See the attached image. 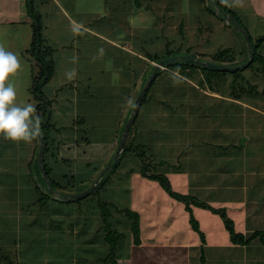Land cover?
<instances>
[{"label": "rangeland", "instance_id": "1", "mask_svg": "<svg viewBox=\"0 0 264 264\" xmlns=\"http://www.w3.org/2000/svg\"><path fill=\"white\" fill-rule=\"evenodd\" d=\"M221 1L240 16L254 37L264 35V0H227V3L224 0ZM208 3L209 0H36V8L42 20V32L48 39L47 44L52 48L56 67L51 80L44 86V92L52 101L50 107L52 119L58 125L63 123L66 129L69 128L61 130V133H71L69 138L61 136L60 133L57 136V144L55 141L52 142V147L58 145L55 150L57 158L61 159L60 162L56 161L59 165L58 172H61V168L62 171L68 169L70 164V167L75 169V179L81 175L92 180L98 176L100 170L103 171L107 167L108 164L105 162L109 163L119 145L120 129H122L119 120L122 119L125 123L132 117L134 102L149 79H146L141 89L146 70L148 67L152 69V65L157 63L152 60L149 62L150 58L146 52L159 53L161 56L168 48L181 47L180 50H176V55L187 54L186 50L190 47L193 54L206 53V56L200 55L203 60H211L213 53L226 46L233 47L237 56L240 55L239 51L242 52L244 49L246 53V40L227 25L228 20H222L217 14L209 11ZM33 20L28 13L25 0H14L10 6L3 1L0 4V45L16 53L21 63V69L10 78V82L17 90V102H30L36 105L38 100L34 97L31 87L33 76L37 74L40 65L39 60L31 52H27L33 36ZM72 22L83 25V34H73ZM100 49L104 50L102 56ZM261 51L264 53V44ZM73 69L76 71V76L68 80L65 73ZM243 73L247 75L249 82L256 84V87L252 91L250 89L242 100H247V106L248 103L258 104L264 94V77L259 73L254 74L247 68L243 70ZM192 74L194 77L188 79L189 77L182 76L180 73L174 75L165 70L151 87L149 94L153 100L141 106L134 124L135 130L137 128V140L143 143L142 149L146 151L147 156H141L135 151L125 153L122 156L121 165L111 171L110 182L99 189V195L106 191L105 195L114 199L116 207L120 208L123 205L118 199L126 197L123 186L131 184L130 178L133 180V186L140 185V179L130 175L131 170L134 171L132 173L140 172L138 168H141V165L148 160H152L151 172L167 173L163 169L164 164L172 165V161L170 162L168 158V161H164L160 166L157 164L158 161L156 162V157L159 159L160 155L170 156L172 149L178 145L176 140L180 139L181 134L177 128L173 127V124L177 122L172 116L195 114L198 111L196 97L204 102L211 101V99L207 100L210 94L201 88L196 87L198 92H193L197 95L190 94L191 91L186 83H190L191 80L196 82L200 72L197 74L195 71ZM227 76L233 78L232 74ZM186 79L188 80L185 83ZM95 94H97L96 97ZM200 94L201 97H199ZM163 99L168 100V105L161 104ZM129 100L132 101L131 105L128 103ZM169 108H172L174 112L166 116ZM161 110L165 115L164 118L153 115ZM239 110L247 115L251 114L252 117L262 114L258 108L257 110L250 106L246 108L244 104ZM82 119L86 123H83ZM157 121L160 122L159 127ZM83 125L88 126L86 131ZM167 129L172 131H168L163 139L154 137L166 132ZM172 134H175L174 139ZM84 136L85 138H82ZM148 140L154 141L153 143L168 141L169 145H165L169 152L157 154L158 150H154L156 145H148ZM65 141L69 146L63 149L62 145ZM38 143L39 137L32 143L24 141L17 143L0 137V194H5L0 195V200L8 194L16 196L14 199L7 200V205L6 202L0 201V209H8L0 211V232H7L8 236H10L8 230L11 227H4L6 222L12 221L10 215H7L8 212L10 213V206L19 202L28 207L24 201L29 202L32 197L39 198L42 195L41 188L37 190L36 186L37 172L32 169L34 174H31L29 165V160L36 157ZM112 145H116L114 149H110ZM161 149H164L163 146ZM64 157L71 159L68 160L69 163H64L62 159ZM94 165L101 167L92 171ZM66 171L69 172V170ZM90 174L92 175L89 176ZM31 179L35 181L33 184L30 182ZM39 181L41 182L37 184L40 187L44 186L41 176ZM151 183L156 189L153 194L158 197L161 188H165L159 180ZM143 184L145 183H141V186ZM148 184L150 185V182ZM33 191L34 195H32ZM142 192L141 189L137 194ZM53 194L56 196L55 193ZM92 199L95 201L96 196ZM53 202L50 201L43 206L47 205L49 211L58 207L69 209L67 204L64 205L59 201L56 202L58 203L56 206ZM34 204L37 211H41L40 202ZM86 204L91 206L92 203L89 201ZM83 205H85L84 201ZM118 212L119 210H114V213ZM92 216H99L100 219V212H93ZM115 216L112 215L110 221L116 225ZM118 217L127 224L131 222V219L127 220L123 213ZM34 219L23 218V221ZM126 223L122 224L127 226ZM100 225L105 230V222L102 219ZM3 235L7 236L5 233Z\"/></svg>", "mask_w": 264, "mask_h": 264}, {"label": "crops", "instance_id": "2", "mask_svg": "<svg viewBox=\"0 0 264 264\" xmlns=\"http://www.w3.org/2000/svg\"><path fill=\"white\" fill-rule=\"evenodd\" d=\"M2 1L10 6L14 0H0V4ZM109 40L114 41L112 38ZM186 84L190 94L198 92V87L210 94L207 100L211 101L204 102L196 97L198 111L195 114L172 116L177 122L172 123L173 127L179 130L181 136L176 140L177 147L172 149L173 155L156 157L157 164L162 165L168 161L167 158L171 160L172 165L164 164L163 169L167 171L173 189L193 195L211 206L225 208L237 231L246 235L255 230L264 231V101L261 99L259 104L248 103L247 106L246 99L212 91L197 81L191 80ZM166 100H160V103L166 106ZM242 104L246 108H258L262 114L252 117L251 114L242 113L239 110ZM167 110L166 116L174 112L172 108ZM162 112L153 115L164 118ZM122 123L120 119L119 124ZM156 123L159 127L160 122ZM64 125H60L62 131L66 129ZM83 126L86 131L88 126ZM61 130L52 135L59 136ZM168 131L172 129H167L163 134L158 131L159 134L154 137L163 139ZM172 135L174 139L175 134ZM61 136L69 138L71 133H61ZM148 142V145H156L154 150H158L157 154L169 152L168 141ZM66 143L63 142L62 148L69 146ZM162 146L164 149H161ZM130 175L139 178L140 185L133 186L130 178L131 184L123 186L126 197L118 201L123 204L120 208L128 206L140 214L138 243L134 240L130 224L118 217L123 213L129 220L124 212L113 214L117 217L116 225L112 224V228L121 235L117 246L112 247L106 230L100 225L101 216L99 219V216L73 210V205H67L69 209L51 208L50 211L48 206H41L38 212L34 204L38 197L35 196L29 202L24 201L28 207L19 202L10 206L7 215L15 222L5 223L4 228L11 227L8 230L10 236L7 232H0V264H264V244L258 237L248 244L234 243L220 213L194 201L188 204L176 201L163 188L157 197L153 194L156 189L151 183L156 179L146 177L139 171ZM30 182L33 184L35 181L31 179ZM143 182L145 184L141 186ZM141 189L143 192L138 195ZM15 197L8 194L0 201L7 205V200ZM108 199L115 203L113 198ZM3 210L8 209H0ZM191 215L199 221L200 230L193 226ZM23 218L35 219L23 221Z\"/></svg>", "mask_w": 264, "mask_h": 264}, {"label": "trees", "instance_id": "3", "mask_svg": "<svg viewBox=\"0 0 264 264\" xmlns=\"http://www.w3.org/2000/svg\"><path fill=\"white\" fill-rule=\"evenodd\" d=\"M217 1L220 4H222L224 7H226L228 10H230L241 21V23L245 27L246 31L248 32L249 37H250L251 42H252L253 53H254L253 59L250 62V64H248L245 67H242V68H239L236 70H229V71L214 69V68L199 64L197 62L188 61V60L178 61V62H173V63L167 64L165 66V69H161V68L157 69L156 75L153 78V80H152L143 100H142L141 106L146 104L149 100L152 99V96H150V94H149V92L151 91V87L155 84V81L159 77V75H161V73L164 72L165 70H167L168 72L174 73V75H177L176 72H178V73H180L184 76H187L189 78L194 77L192 74L193 72L196 71L197 74H199V72H200V74L197 77V83L198 84H200L201 86H204V87L206 86L207 88L211 89L212 91H219L222 94H228L231 97L237 98V99L245 98V96H247V93L250 92V89L252 91V89L253 88L255 89V87H256V84L249 82V80L247 79V75H245L243 73V70L245 68L251 70L254 74H258V73L262 74L264 77V54L261 51V48L264 44V35H258V36L254 37L253 34L251 33V31L248 29V27L243 22V20L240 18V16H238V14L232 8H230L228 5L224 4L221 0H217ZM25 4H26V8L28 10V13L34 19L33 24H32L33 28H34L32 41H31L30 47L27 48V52H31V54H33L37 58V60H39V65H40V67L38 68L37 74H35L33 76L31 89H32L34 97L38 100V103L35 105L36 106V112H37V115H39L41 118V127L43 129V133L45 136L43 167H44L45 173L47 174V177L49 179L51 188L53 190L61 193V194H70V193L82 191V190L88 188L94 182L98 181V185H97L96 189L93 190L88 195H86L80 199L67 200V199H63L61 197H56L53 194L50 187L48 186V184L45 180V177L43 175V172L40 169V165H39L38 158H37L38 150L36 149V151H35L36 157L31 159L29 162V165L31 167L30 171H31V174H34V172H37L35 174V178H37V182H41V181H39V177L41 176L43 183H44V186H42L44 188H42L36 182L37 190H38V188H41V191H40V189H39V191L42 194L39 198H37L36 202H38V203L40 202L41 206H43V205L49 203L50 201H54L53 202L54 204H56V202L60 201L64 205L65 204L73 205L72 209L80 211V212H86V213L92 214L93 212L96 213L97 211H99L100 216L102 217L103 221L105 222L104 226H105V230L107 232V234H106L107 239H109V242L111 243L112 247L117 246L118 238L120 237L121 233H118V230H115L112 228V223H111L109 218L113 215L114 210H119L121 212H124L131 219L130 227H131V230L133 233L134 240L136 243H138L140 241V229H141L139 212L128 207V206H125L123 208L116 207L115 203L112 200L108 199V196L105 195L106 191L104 192V194L99 195V189L103 186H106L107 183L110 182L111 179H109V178H110L111 171L117 169L121 165L122 156L125 153L130 152V151H135L137 154H139L141 156H144V155L147 156L146 151L144 149H142L143 143L141 141L137 140V137H138L137 132L134 135L132 134L133 131L135 130L134 129L135 128L134 127L135 119L132 123L130 133L128 135V139L126 141L123 152L121 153V155L119 156V158L116 161L114 160V156L112 159H110V161H112V168H110L104 174H101L102 171L100 170V173L98 174V176L92 180H91V178L90 179L84 178L81 175H80V177L75 179V177H76L75 169L71 168L70 164H68L69 167H68V169H66V170H69V172H67L66 170L62 171V168L60 169L61 172L57 171L59 168V165L57 164V162H60L61 159L59 160L57 158V152L55 150V148H57L58 145H56L55 147H52V142L55 141L56 144L58 142V140H57L58 137L53 136L52 131H55V132L60 131L62 129V127L60 125H58L56 123V121H54V119H52V113L50 110V107L52 105V101H51V99L48 98V95L44 92V86L51 80L52 76L54 75V73L56 71L55 61L52 57V48H51V46H49L47 44L48 39L46 38V36H44V34L42 32V23H41L42 20H41L40 12L36 8V0H25ZM208 7H209L208 10L217 14V16L220 19L226 20V18L222 14H219L216 12V9L211 4L210 0L208 3ZM227 25L229 27H232L236 32H238L246 40L243 33L236 29L233 22L228 21ZM246 42H247V40H246ZM167 48H168V46H167ZM180 48L181 47H178V49L168 48V49H166L165 54H163L161 56L159 55V53L152 54L151 52H146V54L150 58L149 62H151V60L159 62L161 59H163L167 56L177 54L176 50H180ZM186 51H187L186 52L187 54H193V53H191L192 51H191L190 47H188ZM239 53H240V55L237 56L235 50H233V47L226 46V47L221 48L219 51L213 53L212 54L213 58L211 60L220 61V62H223L226 64H238L240 62L247 61L250 57L248 43H247L246 53H245V49L242 52L239 51ZM194 54L195 55L199 54V55H197L199 58H200L201 54H203L204 56L207 55L206 53H199V52H195ZM152 66H153L152 69H150L148 67L146 70V75L144 77V82L142 83L141 89L144 86L143 84L146 82V79L149 78L150 74L155 69V65H152ZM228 74H232L233 78L228 77L227 76ZM262 98H264V94H263V97H261L260 99H262ZM255 102H257V101H255ZM83 119H84V117H83ZM83 119L81 121L84 123ZM125 124H126V121H125V123H122V129H120L121 130L120 134H122L121 132H122ZM83 132H85V131H83ZM120 137H121V135L119 136V139H120ZM82 138H85V136ZM62 159H63L64 163H69V161L71 160L69 157H64ZM88 162H90V161H88ZM89 164H91V162ZM105 164H108V163H105ZM151 164H152V160L151 161L148 160L141 165L140 172L142 175L156 179V180H159L161 182V185L168 191V193L172 197L176 198L177 200L187 202V204L190 201H194V202L200 204L201 206H207L211 210L220 213L221 216L223 217L224 221H225V225H226L227 229L230 232V237H231L232 242L239 243V244H248L253 239L258 237L260 239V241L264 244V231L263 230H255L253 233H251L249 235H246L243 232L237 231L234 227V221L230 217L227 216L225 208H223V207L217 208V207L211 206L210 204L206 203L205 201L197 200L193 195L185 194V193H181L179 191H176L175 189H173L171 182H170L166 173L157 172V171L151 172V170H152V168L150 167ZM100 167L101 166L94 165L92 167V171H96ZM32 169L34 172L32 171ZM131 172H133V170H131ZM91 175L92 174H90L89 176H91ZM77 184L79 186H77ZM103 195H104V197H103ZM95 196H96V199H95V201H93L92 198H94ZM83 201H84L85 205L82 206ZM89 201H91V203H92L91 206H89L90 204H86ZM57 204H56V206H57ZM44 207H47V205ZM58 209L62 210L63 207H58ZM72 209H70V210H72ZM191 222L197 230H200L199 221L193 215H191Z\"/></svg>", "mask_w": 264, "mask_h": 264}, {"label": "clouds", "instance_id": "4", "mask_svg": "<svg viewBox=\"0 0 264 264\" xmlns=\"http://www.w3.org/2000/svg\"><path fill=\"white\" fill-rule=\"evenodd\" d=\"M227 3V0H224ZM74 35L83 34V25L72 22ZM103 55L104 50H99ZM21 69L18 55L0 45V137L13 142L31 143L43 135L41 118L30 102L18 103L17 90L10 78ZM68 80L76 76L75 69L65 73ZM131 105L132 101H128Z\"/></svg>", "mask_w": 264, "mask_h": 264}, {"label": "water", "instance_id": "5", "mask_svg": "<svg viewBox=\"0 0 264 264\" xmlns=\"http://www.w3.org/2000/svg\"><path fill=\"white\" fill-rule=\"evenodd\" d=\"M210 2L216 8L217 13L222 14L226 18V20L233 22L236 29L243 33V35L245 36V38L247 40L248 46H249V52H250L249 59L247 61L240 62L238 64H226V63H223L220 61L202 60L195 54H178V55L175 54V55L167 56V57L161 59L159 62L155 63V69L152 71L151 75L149 76V79L146 82V85L143 87V89L141 90V92L139 93V95L137 96V98L134 102V106H133V110H132V117L126 122V124L122 130L119 145H118V148L116 150V153L114 154V160L115 161L119 158V156L121 155V152L124 150L126 141L128 139V135L130 133L132 123H133L136 115L139 112L142 100H143L153 78L156 75L157 69L164 68L167 64L173 63V62L178 61V60H188V61L197 62L199 64H202L204 66L211 67L214 69L236 70V69L247 66L252 61L253 56H254L252 42H251V39L249 37L248 32L246 31V29L243 26V24L241 23V21L230 10H228L226 7H224L222 4H220L217 0H210ZM44 147H45V136L43 133V135L39 136V143H38V148H37L38 149L37 158H38V162L40 165V169L43 172V175L45 177V180H46L48 186L50 187L52 192L56 194L57 197H61L63 199H67V200L80 199V198L88 195L89 193H91L95 189V187H97L98 181L93 183L90 187H88L82 191L75 192V193L61 194V193L53 190L51 188L49 179H48L47 174L45 173V169L43 167ZM111 166H112V161H110L108 163L107 167L101 172V174H104Z\"/></svg>", "mask_w": 264, "mask_h": 264}]
</instances>
